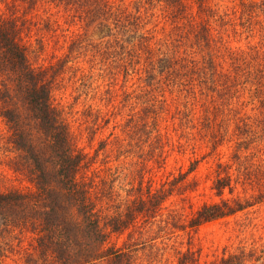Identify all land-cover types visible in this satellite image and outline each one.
I'll return each mask as SVG.
<instances>
[{
  "label": "rangeland",
  "instance_id": "374dc122",
  "mask_svg": "<svg viewBox=\"0 0 264 264\" xmlns=\"http://www.w3.org/2000/svg\"><path fill=\"white\" fill-rule=\"evenodd\" d=\"M28 1L1 0L0 9L21 25L26 21L23 44L35 68H49L52 103L85 156L81 174L97 192L114 180L117 203L133 200L140 183L144 192L173 189L160 217H139L107 246L125 245L136 264H219L242 249L264 258V78L255 71L264 63V0H254L261 8L251 24L239 0H202L203 7L199 0L177 6L173 0H103L128 16L125 33L109 20L110 36L73 22L64 7L41 1L33 8ZM202 26L221 47L217 72L231 78L232 90L221 96L202 83L208 51L194 35ZM163 58L175 64L160 63ZM179 59L195 66L179 67ZM246 60L254 66L250 78L241 77ZM165 64L174 73L161 69ZM9 137L0 118V192L28 193L32 176ZM226 172L233 175V192L219 197L214 183ZM222 199L251 206L186 232L167 227L171 217L188 223L204 204ZM107 202L99 203L104 214ZM17 233L0 235L1 248L9 249L0 264H25L24 252L37 245L33 233Z\"/></svg>",
  "mask_w": 264,
  "mask_h": 264
},
{
  "label": "trees",
  "instance_id": "16d2710c",
  "mask_svg": "<svg viewBox=\"0 0 264 264\" xmlns=\"http://www.w3.org/2000/svg\"><path fill=\"white\" fill-rule=\"evenodd\" d=\"M41 1L56 8L64 7L67 13H73L69 15L73 22L79 19L88 27H97L105 35L112 31L108 26L111 19L116 22V27L124 33L127 31L125 23L128 16L103 0H30L27 3L34 8ZM173 1L177 6L184 0ZM199 1L203 7L204 2ZM239 1L243 15H247V23L251 24L261 5L254 0ZM51 21H48L49 26ZM22 25L18 16L5 15L0 9V118L10 133V143L32 176L33 188L28 193L0 192V235L16 231L17 237L24 232L35 235L37 245L33 246L32 252H24L25 264H136L132 252L125 245L107 246L110 237L134 227L139 217L146 220L160 217L173 189L164 185L159 189L149 186L144 192L143 183H140L136 188L138 195L133 200L119 203L114 180L106 190L103 187L97 192V186L81 174L85 156L77 149L61 111L52 103L53 80L49 76V68H35L29 60L21 35ZM194 35L197 46L208 51V59L203 66L205 73L202 72L205 75L204 88L218 96L232 90L231 78L222 80L225 75L217 72L215 59L220 58L221 47L212 44L210 27L202 26ZM159 62L175 64L167 58ZM186 62L193 61L177 60V64H182L179 67L193 68ZM249 64L247 60L242 62L249 69L243 68L241 77H251L254 66ZM163 67L167 68L166 64L161 69ZM174 69L172 66L167 68L173 73ZM255 71L261 75L259 79L264 78V63ZM260 87H264V82ZM261 103L264 107V98ZM218 168L223 171L231 169L222 164ZM194 169L193 165L190 172ZM185 176L176 182L180 183ZM233 182V175L229 172L225 176L218 173L213 189L220 197L225 189L233 192ZM175 184L172 183L173 186ZM103 185H107V181ZM104 199H107V204L112 203L105 214L99 207ZM250 206L248 200L222 199L204 204L188 223L171 217V223L166 224L169 229L186 232L187 229H197L203 224L233 216ZM11 245L8 242L5 246L11 248ZM7 250L0 246V257ZM180 264H185V261H180ZM219 264H264V258L242 249L225 256Z\"/></svg>",
  "mask_w": 264,
  "mask_h": 264
}]
</instances>
